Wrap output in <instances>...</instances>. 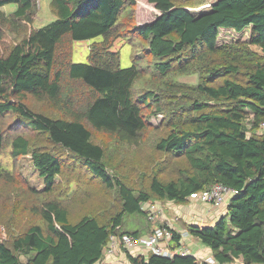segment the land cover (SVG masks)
I'll use <instances>...</instances> for the list:
<instances>
[{
  "label": "trees",
  "instance_id": "trees-1",
  "mask_svg": "<svg viewBox=\"0 0 264 264\" xmlns=\"http://www.w3.org/2000/svg\"><path fill=\"white\" fill-rule=\"evenodd\" d=\"M138 1L52 0L55 20L32 28L0 55V116L15 115L24 130L11 137L14 164L31 155L45 185L40 193L45 198L31 207L42 223H32L11 244L0 239V264H96L112 236L141 235L124 229L127 214L148 221L145 203L187 205L191 194L217 183L235 190L228 213L213 226L194 222L188 233L212 250L215 264H264V0H211L210 9L199 14L176 0H147L158 15L140 25ZM7 4H16V11L5 12ZM129 7L130 25L146 41L157 74L165 79L197 73V85L167 81L160 92L136 93V82L145 75L139 58L123 69L113 50ZM38 9V0H0V45L8 33L33 25ZM248 28V42L219 44L221 29ZM97 37L88 62H74V42ZM30 100L48 104L53 113L36 110ZM165 100L170 131L156 149L182 159V167L173 180L155 173L146 188H135L111 173L106 148L93 140L94 133L140 146ZM33 134L52 148L34 143ZM6 139L0 128V156ZM67 159L75 162V172L85 170L113 190L117 209L101 217H74L67 199L56 195ZM172 230L173 257L127 252L130 264H211L180 254L182 235Z\"/></svg>",
  "mask_w": 264,
  "mask_h": 264
},
{
  "label": "rangeland",
  "instance_id": "rangeland-1",
  "mask_svg": "<svg viewBox=\"0 0 264 264\" xmlns=\"http://www.w3.org/2000/svg\"><path fill=\"white\" fill-rule=\"evenodd\" d=\"M210 1L176 0L177 3L187 5V8L195 14L209 10ZM51 2L52 0H38L39 9L33 25H27L26 29L20 34L8 33L3 44L0 45V55L6 54L32 28H43L55 20L56 17L51 10ZM16 9V4H7L3 7V10L8 14L15 12ZM133 10L132 7H129L127 13L125 12L122 15L119 23L121 36L114 42L113 50L120 53L121 68L123 69L130 68L133 65L134 58H139L145 75L136 82V93L148 90L160 92L161 88H165L164 84L167 81L197 85L199 82L197 73L192 75L174 74L165 79L157 74L156 60L147 54L146 41L130 25ZM136 11L139 25L152 22L158 15V12L154 10V6L149 4L147 0L138 1ZM250 37L251 28L241 33L232 29H221L219 44L229 45L240 41L248 42ZM100 40L101 37L75 41L73 61L87 63L91 44ZM30 101L36 110L45 114L53 113L48 110V104ZM166 101L169 100L161 103L162 110L150 118V128L140 146L122 145L107 135L94 133L93 140L101 143L106 148V159L111 167V173L121 177L128 185L135 188H146L151 180L150 178L155 173H159V178L163 181L173 180L178 177V171L182 167V159H172L156 149L157 143L170 131L168 125V109L170 106L163 105V103L166 104ZM16 124L15 115L5 114L0 116V128L5 131L7 138L5 150L0 156V172L5 174L4 177H0V239L9 244L32 223H42L41 219L31 211V207L45 198V196L40 195L45 189L44 181L35 169L31 155L21 157L17 164H14L11 154V137L21 131L20 125L18 128ZM31 138H34V143L39 142L52 148L44 141V137L40 138L33 134ZM75 166L74 161L68 159L65 161L64 172L58 177L60 183L56 190L58 197L63 200L67 199L69 202L72 215L75 217L82 214H94L101 217L112 213L114 207L117 209L119 202L114 191L107 190L102 183L93 181L85 170L78 174L73 169ZM158 203L164 206L166 210L168 209L166 205L171 206V209L176 206L177 208L184 206L169 201H159ZM196 208V210L201 211L204 207L197 206ZM148 224L146 218L140 214H127L124 220V229L128 231L140 230V237H146L149 234ZM149 225L152 226L153 224L150 223ZM22 259L26 260L25 257Z\"/></svg>",
  "mask_w": 264,
  "mask_h": 264
},
{
  "label": "built area",
  "instance_id": "built-area-1",
  "mask_svg": "<svg viewBox=\"0 0 264 264\" xmlns=\"http://www.w3.org/2000/svg\"><path fill=\"white\" fill-rule=\"evenodd\" d=\"M261 127H264V123ZM233 193H235L234 189L224 184L217 183L209 191L191 194L190 202L220 206L223 203H228ZM142 208L147 215L148 221L154 225L152 232L146 237H135L130 234L112 236L106 248L104 258L96 264H107L108 259L115 256L117 250L120 249L125 253H140L143 255L153 253L160 256L173 257L174 251L171 246L173 238L172 227L166 222H163L162 225L156 224L163 215L161 206L157 203H145ZM178 252L182 255L191 254L189 248L183 245L178 248ZM208 261L211 264H215L213 258Z\"/></svg>",
  "mask_w": 264,
  "mask_h": 264
},
{
  "label": "crops",
  "instance_id": "crops-1",
  "mask_svg": "<svg viewBox=\"0 0 264 264\" xmlns=\"http://www.w3.org/2000/svg\"><path fill=\"white\" fill-rule=\"evenodd\" d=\"M260 131L264 132V127H261ZM160 206L163 210V215L156 223L157 225L166 222L177 232L181 233L182 245L189 248L191 254L195 255L199 261H208L213 258L212 250L204 246L199 239L189 234L188 227L194 222H199L201 226H213L219 219L228 213V203H223L220 206H212L210 204L193 202L184 205L182 208H177L176 206L173 209L170 208L171 206L166 205L169 211H167L164 206ZM197 206L204 208L198 211L196 210ZM152 228H154V225H152ZM107 264H130V262L127 259L126 253L120 249L117 250L115 256L108 259Z\"/></svg>",
  "mask_w": 264,
  "mask_h": 264
}]
</instances>
